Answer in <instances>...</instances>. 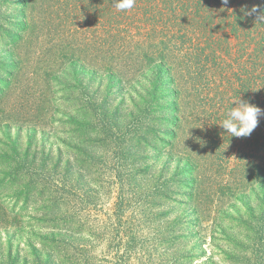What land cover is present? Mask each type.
<instances>
[{
    "label": "rangeland",
    "instance_id": "obj_1",
    "mask_svg": "<svg viewBox=\"0 0 264 264\" xmlns=\"http://www.w3.org/2000/svg\"><path fill=\"white\" fill-rule=\"evenodd\" d=\"M21 2L0 0V264H264L253 193L204 189L197 217L190 177L165 187L185 165L158 141L168 129H141L116 78L51 70L34 46L12 56Z\"/></svg>",
    "mask_w": 264,
    "mask_h": 264
},
{
    "label": "trees",
    "instance_id": "obj_2",
    "mask_svg": "<svg viewBox=\"0 0 264 264\" xmlns=\"http://www.w3.org/2000/svg\"><path fill=\"white\" fill-rule=\"evenodd\" d=\"M254 5L264 0H136L127 12L113 0H22L11 52L34 46L49 53L51 70L68 60L116 78L141 129L154 130L153 120L168 129L167 143L158 141L185 165L165 187L190 177L183 197L197 217L204 189L225 198L249 191L248 209L264 210V116L248 137L219 125L239 97L264 110V24L245 15ZM166 110L171 117H154Z\"/></svg>",
    "mask_w": 264,
    "mask_h": 264
},
{
    "label": "clouds",
    "instance_id": "obj_3",
    "mask_svg": "<svg viewBox=\"0 0 264 264\" xmlns=\"http://www.w3.org/2000/svg\"><path fill=\"white\" fill-rule=\"evenodd\" d=\"M135 3L136 0H113L114 8L121 12L130 11ZM222 3L227 5L229 0H222ZM253 14H256L255 22L264 24V8L254 5L250 11L245 12L246 16ZM261 116H264V110L239 97L233 102V107L227 111L225 118L219 125L230 137H248L258 126V117Z\"/></svg>",
    "mask_w": 264,
    "mask_h": 264
}]
</instances>
